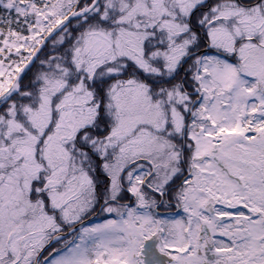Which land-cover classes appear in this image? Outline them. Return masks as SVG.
Segmentation results:
<instances>
[{"label": "snow or ice", "instance_id": "snow-or-ice-1", "mask_svg": "<svg viewBox=\"0 0 264 264\" xmlns=\"http://www.w3.org/2000/svg\"><path fill=\"white\" fill-rule=\"evenodd\" d=\"M0 264H264V0H0Z\"/></svg>", "mask_w": 264, "mask_h": 264}]
</instances>
